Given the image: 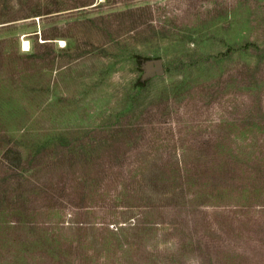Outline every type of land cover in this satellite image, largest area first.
<instances>
[{
  "label": "rangeland",
  "instance_id": "rangeland-1",
  "mask_svg": "<svg viewBox=\"0 0 264 264\" xmlns=\"http://www.w3.org/2000/svg\"><path fill=\"white\" fill-rule=\"evenodd\" d=\"M0 264H264V0H0Z\"/></svg>",
  "mask_w": 264,
  "mask_h": 264
},
{
  "label": "water",
  "instance_id": "water-1",
  "mask_svg": "<svg viewBox=\"0 0 264 264\" xmlns=\"http://www.w3.org/2000/svg\"><path fill=\"white\" fill-rule=\"evenodd\" d=\"M155 71H157V73H161L162 72V68H161V62L160 61H157L155 63V68H154Z\"/></svg>",
  "mask_w": 264,
  "mask_h": 264
},
{
  "label": "bare ground",
  "instance_id": "bare-ground-1",
  "mask_svg": "<svg viewBox=\"0 0 264 264\" xmlns=\"http://www.w3.org/2000/svg\"><path fill=\"white\" fill-rule=\"evenodd\" d=\"M27 45H28V44H27V42L25 41V43H24V47L26 48V47H27Z\"/></svg>",
  "mask_w": 264,
  "mask_h": 264
}]
</instances>
